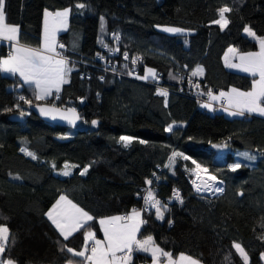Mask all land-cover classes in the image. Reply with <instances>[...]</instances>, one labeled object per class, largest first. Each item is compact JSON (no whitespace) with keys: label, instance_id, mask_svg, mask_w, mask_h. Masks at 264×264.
<instances>
[{"label":"trees","instance_id":"obj_1","mask_svg":"<svg viewBox=\"0 0 264 264\" xmlns=\"http://www.w3.org/2000/svg\"><path fill=\"white\" fill-rule=\"evenodd\" d=\"M79 3L85 8H77ZM65 7L69 23L58 36L65 46L59 51L74 71L59 99L36 101L32 88L17 75L0 72V225L9 228L1 258L16 264H67L72 258L75 264L81 258L71 257L65 245L81 250L89 228L64 240L45 215L57 197L64 194L93 215L90 229L100 236L97 218L140 208V195L150 186L168 211L164 220L155 218L154 209L144 212L147 223L138 239L151 235L165 251L185 253L204 264H243L235 242L249 264H264V117L209 111L180 87L181 74L191 75L196 66L203 70L193 76L200 93L250 87L251 77L229 70L222 55L228 46L258 48L244 28L264 36V0H5L6 22L19 26L20 43L38 47L44 10ZM223 7L231 11L221 30L213 21ZM155 25L192 33L169 36ZM111 31L120 37V51L135 57L137 75L153 69L159 84L169 89L167 97L149 82L151 76L144 81L102 69L94 55L103 48L101 40L112 45ZM6 49L1 43L0 55ZM20 82L22 88L17 87ZM20 96L32 103L73 106L81 121L75 127L50 123L31 112ZM21 110L22 120L9 118ZM93 120L98 124L93 126ZM173 123L174 132H165ZM124 134L135 138L128 147L119 142ZM225 142L229 147L222 154L212 147ZM173 151L191 159L177 157L171 168L165 167ZM242 152L257 158L244 160L238 155ZM192 160L223 180V193L209 196L192 189ZM237 161L246 166L230 171ZM66 162L79 166L69 177L59 174ZM86 165H91L88 173L80 176ZM175 186L181 189L182 203L165 201Z\"/></svg>","mask_w":264,"mask_h":264},{"label":"snow or ice","instance_id":"obj_2","mask_svg":"<svg viewBox=\"0 0 264 264\" xmlns=\"http://www.w3.org/2000/svg\"><path fill=\"white\" fill-rule=\"evenodd\" d=\"M77 8H85L84 3H79ZM231 11L228 7L219 9V19L213 21L218 24L223 30L229 23L226 18V13ZM70 9H64L62 11L50 12L47 9L44 12V29L42 43L37 48H31L22 46L19 43V26L10 25L6 22L5 15V0H0V41H9L11 43V51L8 56L0 57V72L10 73L17 75L23 81L24 84L29 85L32 88L34 99L36 101H46L50 97L55 96L59 99V93L61 87L69 82L68 77L74 71V68L70 66L69 59L59 49H64L63 44H58L57 35L62 30H66L68 23ZM103 20V18H101ZM169 33H182L184 30L175 27H165L163 29ZM244 32L249 37L256 40L259 44L258 52L241 53L238 56L234 48H229L228 53H233V57L230 59L228 53L225 54V66L228 68H237L242 72L249 73L252 77V87L250 91H240L239 89L232 88L229 91H220L218 94H214L211 89L206 93L208 102L203 103L201 106L207 108L209 111H216L213 102L220 105L221 110L226 112L229 116L244 117L246 114H259L264 116V37H258L254 31L249 27L244 28ZM115 40H119L118 34H113ZM102 47L113 51L109 48L108 44L101 40ZM118 51V49H117ZM100 59L105 57L97 53ZM124 58L128 59V54L124 53ZM238 60L239 62H235ZM136 59L132 60L135 64ZM203 70L197 68L191 75H202ZM132 73L129 72V75ZM151 76L153 79L156 77V73L153 69H146V75L138 77L140 79H148ZM258 77V79L256 78ZM176 78V77H174ZM103 79V77H101ZM191 83V81H189ZM198 88L199 85L197 84ZM159 95L167 97V91L160 90ZM203 95V93H201ZM20 101L31 106L32 100L26 99L24 96L19 97ZM17 109L20 108L19 103L15 105ZM36 107L42 116L50 117L52 120L57 118L67 121L69 124L75 125V122L80 119L79 114L75 108H68L62 111L56 107L55 104L51 106L39 105ZM13 109H8L12 111ZM20 115H25L23 110L20 111ZM92 125L98 124L97 120L91 121ZM165 132L173 133L174 125L169 124L165 129ZM135 138L132 136H121L119 142L124 147H128ZM140 143H146L144 140H140ZM213 148L218 150L227 149L228 143L214 144ZM26 155L36 159L34 153L27 151L25 148L20 149ZM241 158L247 161H255L256 156L249 152H242L238 154ZM177 157H182L184 160L191 159L184 155L182 152L173 151L169 157V163L165 167L171 168L175 164ZM195 168L192 169L194 179L191 183L197 193L202 192H214L223 193L224 188L222 180H219L216 175L210 174L209 169L203 165L192 160ZM242 165L239 161L229 165V170L232 172L240 169ZM78 165H69L67 162L64 165L63 171L59 174L64 177L72 175L73 168H78ZM91 165L84 166L80 172V176H85ZM53 168L55 165L53 164ZM202 174H205L202 178ZM151 179H147L145 183L147 185L152 184ZM243 193H240L242 195ZM175 199L183 202L178 191L174 192ZM145 207L143 209L133 208L128 214L125 215H113L109 217L99 218L98 224L100 231L103 233V239H98L96 233L91 230L83 232V248L79 251L72 247L65 249L67 253L71 254V257L81 258L76 261L75 264H131L134 252H142L150 254L152 264H200V261L193 258L190 255L181 253L178 258L174 259L171 252L165 251L163 248L155 244L153 236L149 235L144 239H138L137 234L140 232L141 226L147 221L143 219V213L148 212L151 209L155 210V218L157 220H164L165 212L168 211L167 203H162L156 198L155 194L149 190L147 195L143 197ZM51 224L55 226V229L59 232V235L64 240H68L74 233L79 232L86 227L90 228V222L96 218L91 215L84 208L68 199L67 196L61 195L51 208L45 213ZM171 223V221H169ZM9 242V228L4 225H0V257L6 251V246ZM236 252L239 253L243 264H249V258L244 248L239 243L233 244ZM64 249H62L63 251ZM264 259V254H261ZM165 258L163 261L161 258ZM0 264H15L12 259L0 258ZM67 264H74V260L69 258Z\"/></svg>","mask_w":264,"mask_h":264},{"label":"built area","instance_id":"obj_3","mask_svg":"<svg viewBox=\"0 0 264 264\" xmlns=\"http://www.w3.org/2000/svg\"><path fill=\"white\" fill-rule=\"evenodd\" d=\"M113 34H118L114 31H111L110 32V38H111V41H112V45L109 46L110 49H112L113 51H109L108 49L106 48H102L99 52L97 53H100V55L104 56L105 58L104 59H100L98 56H97V53L94 55V58L98 61H102V69L104 71H107V72H111V73H115L116 75H119V76H127V77H131V78H135V79H138V80H148V79H140L138 77H143V76H138L137 73L135 72L136 70V66L135 64L132 63V60L135 59V57L133 56H129L128 55V59L126 60L124 58V53H127L126 51H120V48H119V45H118V41L115 40L113 38ZM58 44H61L60 41H58ZM118 49V51H117ZM10 52V49L7 48L5 50V54H9ZM129 72H131L132 74L129 75ZM181 88H184L185 91L187 90L189 94L192 95L193 98H195L196 102L198 104H203L205 102H208V97L206 95V92L203 93V95H201L199 89L196 87L197 85V82L195 80V78L189 74H181ZM191 81V83L189 82ZM149 82L155 86L157 88V91H160V90H165V91H168L169 89L160 85L159 84V81H158V76L156 74V77L155 79H153L151 77V79H149ZM18 88H22V83H18L17 85ZM64 168V167H63ZM63 168H62V171H63ZM195 167H192L190 170H189V182L191 184V187L192 189L195 191L191 181L192 179H194V175L192 173V169H194ZM61 171V172H62ZM210 174H212L211 172H209ZM205 174H202V178L204 177ZM218 178V177H217ZM219 180H221L220 178H218ZM223 181V180H222ZM223 188H224V183L221 185ZM151 190L152 191V188L150 186H145L144 187V190L142 192V194L140 195L141 197V207L138 208V209H143L145 207L144 205V200H143V197L147 195L148 191ZM175 191H178L179 194H180V197H181V189L180 187L178 186H175L173 187L171 190H170V194L166 197L165 201L168 202V203H171V202H177L178 200L175 199V196H174V192ZM196 192V191H195ZM197 193V192H196ZM202 193H205V192H202ZM205 194H208L209 196H214V195H218V194H221V193H214V192H207ZM120 215H125V214H120ZM164 260V259H163Z\"/></svg>","mask_w":264,"mask_h":264},{"label":"crops","instance_id":"obj_4","mask_svg":"<svg viewBox=\"0 0 264 264\" xmlns=\"http://www.w3.org/2000/svg\"><path fill=\"white\" fill-rule=\"evenodd\" d=\"M64 9H69L68 7H65V8H60V9H57V10H54V11H62V10H64ZM48 11H50V12H54V11H51V10H48ZM44 12H45V10H44ZM44 12H43V17H42V29H41V43H42V38H43V29H44ZM69 14H70V12H69ZM68 23H69V16H68ZM68 23H67V27H68ZM8 24H10V23H8ZM10 25H16V24H10ZM17 26V25H16ZM67 29V28H66ZM63 31H65V30H62L61 32H59L58 33V35H57V42L59 41V38H58V36H59V34L60 33H62ZM248 35V34H247ZM264 37V36H263ZM1 43H3V44H5L6 45V48H9L10 49V51H11V43L12 42H9V41H0V44ZM20 43V42H19ZM41 43H40V45H41ZM20 45H22V46H26V47H31V48H37V47H32V46H29V45H25V44H22V43H20ZM39 47V46H38ZM229 48H234V49H236L237 50V52L235 53V55L236 56H238L239 54H241V53H247V52H258L259 51V46H258V48H256V49H254V50H238L237 48H235L234 46H228L226 49H225V51H224V53H223V55H222V60H223V63L225 64V54L226 53H228V49ZM233 53H228V56H229V58L231 59L232 57H233ZM8 55L7 54H2V55H0V57H7ZM235 62H239L238 60H236ZM196 69L197 68H199L198 66H196L195 67ZM228 68V67H227ZM229 70H231V71H235V72H238V73H243V74H246V75H249L250 77H251V85H250V87L249 88H247V89H241V88H238V87H235V86H230V87H228V88H226V89H223V90H219V91H217V92H213L214 94H218L220 91H225V92H227V91H229L230 89H232V88H236V89H239L240 91H250L251 90V87H252V80H253V77L249 74V73H245V72H242L241 70H239V69H237V68H228ZM17 77L19 78V80L21 81V82H23L21 79H20V77L18 76V74H17ZM257 79H258V77H256ZM213 106H214V108H216L217 110H216V112H220V113H223L225 116H227V117H234V116H229L226 112H224L223 110H221V108H220V105L218 104V103H216V102H213ZM246 115H248V114H246ZM254 115H259V114H254ZM260 116V115H259ZM235 117H239V116H235ZM262 117H264V116H262ZM173 125L175 126L176 125V123H173ZM228 149V148H227ZM227 149H223V150H218V149H216L217 150V152H218V154H222V153H224ZM61 195H64V194H61ZM61 195H59L58 197H57V199L61 196ZM66 196V195H65ZM68 198V197H67ZM56 199V200H57ZM69 199V198H68ZM55 200V201H56ZM55 201L49 206V208L47 209V211L51 208V206L55 203ZM138 210H140V209H138ZM46 211V212H47ZM131 211V210H130ZM129 211V212H130ZM128 212V213H129ZM127 213V214H128ZM113 215H120V214H113ZM113 215H107V216H101V217H98L97 218V223H98V220H99V218H104V217H109V216H113ZM51 222V221H50ZM54 226V225H53ZM98 226H99V224H98ZM55 227V226H54ZM87 230H90V228L89 229H87ZM99 230H100V226H99ZM138 235V234H137ZM96 236H97V238L98 239H103V233H102V231H100V236L99 235H97L96 234ZM138 238V237H137ZM144 238H146V237H144ZM144 238H142V239H144ZM157 245V244H156ZM160 247V246H159ZM83 248V247H82ZM81 248V249H82ZM181 253H177L176 255H173V258L174 259H176V258H178L179 257V255H180ZM183 254H185V253H183ZM187 255V254H186ZM1 258V257H0ZM194 258V257H193ZM162 259V261H163V259H165V258H161ZM196 259V258H195ZM198 260V259H197ZM16 264V263H15ZM131 264H152V262H151V257H150V254H146V253H142V252H134L133 253V259H132V262H131ZM200 264H204L203 262H201L200 261Z\"/></svg>","mask_w":264,"mask_h":264},{"label":"water","instance_id":"obj_5","mask_svg":"<svg viewBox=\"0 0 264 264\" xmlns=\"http://www.w3.org/2000/svg\"><path fill=\"white\" fill-rule=\"evenodd\" d=\"M165 27H175V28H180V27H177V26H172V25H155V30L160 32V33H163V34H166V35H169V36H177V35H189L191 34L192 32L188 31V30H185L183 29L184 31L182 33H169V32H165L163 31V29ZM182 29V28H180ZM39 104V105H48V106H51L52 104H49V103H45V102H42V103H32L31 106L28 105V108L31 112H33L36 116H38L39 118L43 119V120H46L50 123H53V124H56V125H60V126H65V127H75L77 126L80 121H81V118L79 120H77L75 122V125H72V124H69L67 121H64V120H61L59 118H57L56 120H52L50 117H45V116H42L39 112V109L36 107V105ZM58 108H60L62 111H65L66 109L68 108H74L73 106H66V107H60V106H56ZM77 111V110H76ZM77 113L79 114V112L77 111ZM80 116V114H79ZM10 119L12 120H22L23 119V116H21L20 114L18 113H13L9 116Z\"/></svg>","mask_w":264,"mask_h":264},{"label":"rangeland","instance_id":"obj_6","mask_svg":"<svg viewBox=\"0 0 264 264\" xmlns=\"http://www.w3.org/2000/svg\"><path fill=\"white\" fill-rule=\"evenodd\" d=\"M245 33V32H244ZM245 34H247V33H245ZM147 69V68H146ZM145 75H146V72H145ZM122 136H129V135H126V134H124V135H122ZM91 231H94L93 229H90ZM264 254V253H263ZM263 261H264V259H263Z\"/></svg>","mask_w":264,"mask_h":264}]
</instances>
